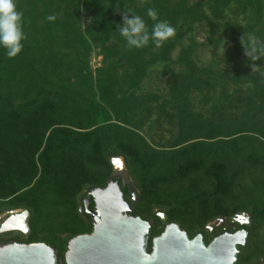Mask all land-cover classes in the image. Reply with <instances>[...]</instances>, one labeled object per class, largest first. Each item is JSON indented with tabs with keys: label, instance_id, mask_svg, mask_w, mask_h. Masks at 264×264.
<instances>
[{
	"label": "trees",
	"instance_id": "obj_1",
	"mask_svg": "<svg viewBox=\"0 0 264 264\" xmlns=\"http://www.w3.org/2000/svg\"><path fill=\"white\" fill-rule=\"evenodd\" d=\"M172 1L15 0L23 14L26 39L22 52L15 58L9 59L0 49V214L18 209L29 213L31 236L26 243H43L60 259L71 237L62 238L54 231L38 235L36 224L45 209L50 212L55 208L53 205L73 206L84 191L104 187L111 178L113 159H123L133 192L137 190L145 198L156 184L168 182L172 175L184 177L204 160L221 159L225 153L217 142L198 141L201 132L212 139L213 125L201 131L189 122L187 97L202 82L196 78V65L186 52L180 58L184 67L181 73L162 74L167 77L183 132L177 149L141 155L131 140L135 133L123 127L129 124V115L145 105L136 97V90L147 74V67L165 62L173 44L166 41L156 47L150 42L140 49H128L117 25L122 24L124 15L129 18L131 14L139 15L150 32L154 21L147 16L149 8L157 11L159 20L173 26L178 19L187 24L201 20L200 4L187 7L185 2L174 5ZM227 1L211 0L220 6ZM80 6L93 16L84 32L78 16ZM61 10L63 14L59 17L57 13ZM214 11L217 12L216 7ZM50 15L56 19L49 21ZM93 47L101 49L104 65L96 71L95 81L90 70ZM65 49H70V53H65ZM154 49L159 52L153 54ZM146 55L151 59L147 60ZM216 132L238 135V131L221 128ZM188 156L195 161L177 162ZM216 179V190L201 203L202 222L217 216L220 197L230 184V178L221 170L216 172ZM186 202L182 200L174 206L170 199L161 201L160 206L167 209V222L171 223L178 212L187 211ZM75 221L78 233L74 236L91 232L90 218L85 221L77 212ZM165 226L155 217L149 248L151 240L161 235ZM181 230L190 238L202 234L205 245L211 241L204 230L182 227Z\"/></svg>",
	"mask_w": 264,
	"mask_h": 264
},
{
	"label": "rangeland",
	"instance_id": "obj_2",
	"mask_svg": "<svg viewBox=\"0 0 264 264\" xmlns=\"http://www.w3.org/2000/svg\"><path fill=\"white\" fill-rule=\"evenodd\" d=\"M172 2L174 5L185 2L187 7L200 4L198 13L201 20L187 24L178 19L174 26L170 24L175 28V36L168 40L173 49L165 62L147 67V74L136 90V97L145 105L130 114L129 124L123 127L137 136L131 140L139 147L141 155L144 152H171L180 145L183 132L179 128V113L169 94L167 77L162 74L167 71L181 73L184 67L180 58L186 52L196 65V78L202 82L199 89L190 92L187 97L191 116L189 122L201 131L213 125L215 132L210 134L212 139L198 132V141L208 144L217 142L225 153L221 159L204 160L201 166L184 177L172 175L168 182L156 184L150 196L144 198L136 190L138 197L135 196L134 210L154 222L155 217L166 216L167 209L160 206L163 199H170L174 206L185 200L187 211L178 212L171 223L194 231H206L220 219L230 221L233 216L245 215L252 220L253 244L254 248H258L264 245V0H229L224 6L211 0ZM62 14L63 10L57 13L59 17ZM78 16L81 31L84 32L93 16L86 13L82 6ZM253 48L256 51H252ZM244 49L249 53L248 57ZM64 51L70 53V49ZM152 52L157 54L159 49ZM146 59L150 60L151 56L146 55ZM102 60L101 49L93 47L90 70L94 81L96 71L104 68ZM219 128L238 131V135H223L216 132ZM236 138L241 140L235 142ZM193 158L188 156L177 162L192 163L195 161ZM111 165L110 177L118 172L120 166L122 177L132 185L122 158L113 159ZM219 170L230 178V184L220 197L217 216L202 222L201 203L206 195L216 190V172ZM82 200L83 197L77 199L75 205L62 208L53 205L55 208L50 212L45 209L36 224L35 233L41 235L54 231L62 238L71 237L70 240L91 234L92 230L74 236L78 233L75 217L77 212L79 214ZM23 211L26 210L3 212L0 219L8 213ZM167 221L161 222L167 225ZM30 236L31 232L26 242Z\"/></svg>",
	"mask_w": 264,
	"mask_h": 264
},
{
	"label": "water",
	"instance_id": "obj_3",
	"mask_svg": "<svg viewBox=\"0 0 264 264\" xmlns=\"http://www.w3.org/2000/svg\"><path fill=\"white\" fill-rule=\"evenodd\" d=\"M93 200L95 216L91 234L79 235L68 242L65 264H235L237 247L245 246L248 234L244 231L222 235L205 245L204 237L190 239L179 226L169 223L158 237L148 243L152 225L133 217L130 206L115 182L96 189L83 201L89 214ZM82 205L79 213L82 214ZM129 214L131 216H129ZM29 213H14L0 227V235L21 232L30 234ZM166 222L164 215H159ZM0 264H59L57 253L43 243L0 247Z\"/></svg>",
	"mask_w": 264,
	"mask_h": 264
},
{
	"label": "clouds",
	"instance_id": "obj_4",
	"mask_svg": "<svg viewBox=\"0 0 264 264\" xmlns=\"http://www.w3.org/2000/svg\"><path fill=\"white\" fill-rule=\"evenodd\" d=\"M147 16L154 21L150 32L145 20L139 15L131 14V18L124 15L122 24L117 25V31L128 49H140L150 42L156 47H161L164 42L175 36V28L167 21L159 20L155 9L149 8ZM47 19L54 21L56 17L50 15ZM25 39L23 14L17 9L15 0H0V49H3L9 59L15 58L22 52ZM250 39L254 40V37ZM252 51L256 49L253 48ZM245 54L248 57L246 50Z\"/></svg>",
	"mask_w": 264,
	"mask_h": 264
},
{
	"label": "flooded vegetation",
	"instance_id": "obj_5",
	"mask_svg": "<svg viewBox=\"0 0 264 264\" xmlns=\"http://www.w3.org/2000/svg\"><path fill=\"white\" fill-rule=\"evenodd\" d=\"M119 169H120V166L118 168V172L116 171L113 173V176L110 178L107 184L110 182L117 183L121 192L124 195L125 202L130 206L131 214L133 215V217H139L142 219L143 217L138 215L134 211L133 206L135 203V193L133 192V186L130 185L129 182L125 181V179L122 177L123 174L121 173V169L120 170ZM106 185L104 187L94 188L93 190L86 192L83 196V200L81 201L82 209H83V201L85 197L96 189H104ZM88 210L90 212L89 214H86L84 209L82 210V214L80 213L79 214L82 217V219H84L85 221L87 218H90L93 224V218L95 216V207H94V203L92 199H90V205H89ZM12 214L14 213L12 212L8 213L7 215L3 216L2 219H0V227L8 218L12 216ZM129 216L131 215L129 214ZM150 223L152 226L154 225V222H150ZM242 231L248 234V238H247L245 246L237 247L238 255H237V262L235 264H264V245H261L258 248L257 247L254 248V244H253L254 237L252 235V220L250 217H247L245 215H236V216H233L230 221H228L227 219H220L217 224L213 225V227H208L206 229V233L208 237L211 239V241L214 238H217L225 234L233 235V234H236ZM199 235H202V234H199ZM26 240L27 239H25V236L21 232H9L5 234H1L0 235V247L11 245V244L28 245L26 243ZM64 255L65 253L60 259H58L59 264H65Z\"/></svg>",
	"mask_w": 264,
	"mask_h": 264
}]
</instances>
